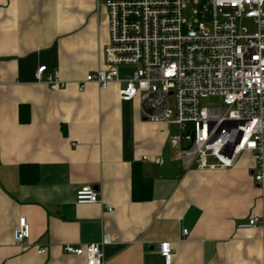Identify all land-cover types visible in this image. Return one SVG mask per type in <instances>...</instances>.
Returning <instances> with one entry per match:
<instances>
[{"label":"crops","instance_id":"obj_1","mask_svg":"<svg viewBox=\"0 0 264 264\" xmlns=\"http://www.w3.org/2000/svg\"><path fill=\"white\" fill-rule=\"evenodd\" d=\"M107 43L96 0H0V264H85L62 247L104 234V264H165L160 241L171 243L170 264H264L263 232L237 227L262 211L250 154L225 169H184L168 139L174 126L144 119L136 98L121 100L122 80L80 91L105 67ZM131 70L120 67V78ZM53 72L66 82L55 92L43 82ZM21 164L37 179L21 182ZM134 165L151 184L147 200L132 198ZM83 185L98 202H76ZM19 217L30 227L20 244Z\"/></svg>","mask_w":264,"mask_h":264},{"label":"built area","instance_id":"obj_2","mask_svg":"<svg viewBox=\"0 0 264 264\" xmlns=\"http://www.w3.org/2000/svg\"><path fill=\"white\" fill-rule=\"evenodd\" d=\"M107 10L108 43L103 49L105 67L87 74L78 83L105 88L123 81L121 100L134 98L144 119L173 125L168 136L174 159L184 169L232 167L243 152L253 160L257 186H264V0H96ZM248 19L250 31L242 26ZM120 67H132L120 78ZM45 65L35 71L42 80ZM43 82L55 92L66 85L57 72ZM218 97L221 106L205 104ZM77 203H96L98 191L83 185L76 190ZM238 228H258L264 239L262 211L241 221ZM184 236L188 235L182 229ZM30 235L25 217H19L12 238L24 243ZM104 234L97 243L62 251L84 256L85 264H104ZM158 253L170 264L169 241H160ZM43 254L45 248L36 251Z\"/></svg>","mask_w":264,"mask_h":264},{"label":"trees","instance_id":"obj_3","mask_svg":"<svg viewBox=\"0 0 264 264\" xmlns=\"http://www.w3.org/2000/svg\"><path fill=\"white\" fill-rule=\"evenodd\" d=\"M20 119L22 121L26 120L25 116H23L21 113ZM19 176L21 182H32L37 179V169L32 164H21L19 166ZM132 180V198L137 201L147 200L149 198L151 184L143 178L140 170L135 165L132 168Z\"/></svg>","mask_w":264,"mask_h":264},{"label":"rangeland","instance_id":"obj_4","mask_svg":"<svg viewBox=\"0 0 264 264\" xmlns=\"http://www.w3.org/2000/svg\"><path fill=\"white\" fill-rule=\"evenodd\" d=\"M242 26H245L248 30L252 31L254 30V26L252 25L251 21L248 19H243ZM205 104H212L215 106H221V101L218 97H209L204 100ZM175 132V127H173L172 133Z\"/></svg>","mask_w":264,"mask_h":264}]
</instances>
